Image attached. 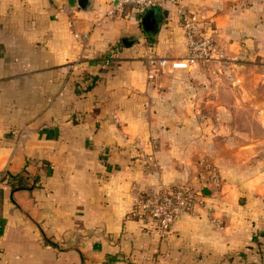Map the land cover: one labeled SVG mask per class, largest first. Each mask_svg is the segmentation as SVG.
<instances>
[{"label": "crops", "instance_id": "crops-1", "mask_svg": "<svg viewBox=\"0 0 264 264\" xmlns=\"http://www.w3.org/2000/svg\"><path fill=\"white\" fill-rule=\"evenodd\" d=\"M181 7L210 21L224 55L264 72V0H177L139 18L129 7L110 14L108 0H0V264H264V98L255 95L254 131L233 110L225 127L197 125L214 120L196 113L181 124L162 109L175 101L174 84L162 72L147 76L148 45L185 53ZM82 70L97 78L84 91ZM227 85L228 104L250 111L254 84ZM203 137L220 139L218 150L181 144ZM203 157L219 185L202 183L159 236L134 212L137 202L198 182ZM19 173L27 186L12 190L9 176Z\"/></svg>", "mask_w": 264, "mask_h": 264}, {"label": "built area", "instance_id": "built-area-1", "mask_svg": "<svg viewBox=\"0 0 264 264\" xmlns=\"http://www.w3.org/2000/svg\"><path fill=\"white\" fill-rule=\"evenodd\" d=\"M109 13L114 15L129 7L132 13L141 17L147 9L166 2L177 0H108ZM180 25L184 34L185 53L178 56L160 55L153 45H148L144 58L148 65V78L155 77L157 72L189 68L199 62H210L224 57L214 38L209 34L210 21L197 12L180 9ZM118 48L114 45L105 56L103 63L110 64ZM207 174L204 175L209 184L218 186L220 176L215 167L205 164ZM202 189L189 182H182L158 190L156 193L143 195L136 204L134 212L143 218L147 225L159 235L165 236L171 231L177 218L188 212Z\"/></svg>", "mask_w": 264, "mask_h": 264}, {"label": "rangeland", "instance_id": "rangeland-1", "mask_svg": "<svg viewBox=\"0 0 264 264\" xmlns=\"http://www.w3.org/2000/svg\"><path fill=\"white\" fill-rule=\"evenodd\" d=\"M224 55V54H223ZM256 63L249 62L246 58L242 56L233 57L231 55H224L221 59H215L210 62H199L185 69L176 70H165L163 75L160 77L161 81H167L174 84L173 90H170L168 98L174 99V103L171 106L163 107L162 109L172 110L174 115L181 116V124H183V118L187 114L196 113L201 118L203 116H212V123L202 122L197 123L201 126H218L225 127L226 122L224 120L225 115L233 110L236 115H244L249 117V121L245 124L250 130L254 131L255 118L253 117L254 110L257 105L258 95L264 98V72L263 70L258 71ZM248 68H255V70H248ZM260 73V74H259ZM232 82H252L254 85L250 91H246L249 96H245L246 99H251L250 111L246 106H242L239 101H236L238 105H230L229 100L233 97L231 92H228L227 84H232ZM214 87L212 90L210 88ZM242 92V91H241ZM253 94V96H251ZM216 97L217 105H207L204 103V99ZM251 97L256 99V102L252 104L253 100ZM192 98L201 99V104H193ZM242 99V98H240ZM244 101V99H243ZM193 104V105H192ZM206 104V105H205ZM215 115V116H214ZM216 120V121H215ZM202 121V119H201ZM241 122H235V126L242 125ZM237 139V138H236ZM196 141L199 148H205L207 146L211 147L215 151L218 150V145L222 142L220 139H210L209 137L198 138V139H184L181 138V144L186 141ZM262 155L264 158V150H262ZM205 164L209 163L213 166L212 162H209L206 157H203ZM206 168V166H204ZM214 167V166H213ZM207 174V170L201 176H199L198 182L193 183L196 188H200L201 184L208 182L204 175ZM220 176V175H219ZM212 185V184H211ZM214 188V186L212 185Z\"/></svg>", "mask_w": 264, "mask_h": 264}, {"label": "trees", "instance_id": "trees-1", "mask_svg": "<svg viewBox=\"0 0 264 264\" xmlns=\"http://www.w3.org/2000/svg\"><path fill=\"white\" fill-rule=\"evenodd\" d=\"M132 42L128 41L126 44H130ZM125 44V43H124ZM97 78L91 77L87 72L84 70L80 71L77 74V84L81 88V90H87L96 81ZM75 110L73 112V116L75 115ZM9 182L12 190H16L19 188H25L27 186L28 180L27 176L23 173H19L16 175L9 176ZM261 247V244H260ZM261 251V250H260Z\"/></svg>", "mask_w": 264, "mask_h": 264}, {"label": "water", "instance_id": "water-1", "mask_svg": "<svg viewBox=\"0 0 264 264\" xmlns=\"http://www.w3.org/2000/svg\"><path fill=\"white\" fill-rule=\"evenodd\" d=\"M82 5V4H81ZM153 9H150L144 16H143V25L145 27H149L151 26V24L153 23L154 21V18H153ZM203 192L208 194L210 193V189L208 188V186H205L203 187Z\"/></svg>", "mask_w": 264, "mask_h": 264}]
</instances>
